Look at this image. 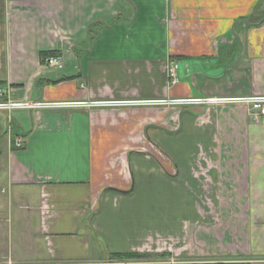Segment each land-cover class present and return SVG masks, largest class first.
<instances>
[{
    "label": "crops",
    "instance_id": "crops-1",
    "mask_svg": "<svg viewBox=\"0 0 264 264\" xmlns=\"http://www.w3.org/2000/svg\"><path fill=\"white\" fill-rule=\"evenodd\" d=\"M0 11L14 31L0 87L58 105L13 110L21 132L0 111V264H264V118L155 103L264 96V0H3ZM47 52L71 64L47 69Z\"/></svg>",
    "mask_w": 264,
    "mask_h": 264
},
{
    "label": "built area",
    "instance_id": "built-area-1",
    "mask_svg": "<svg viewBox=\"0 0 264 264\" xmlns=\"http://www.w3.org/2000/svg\"><path fill=\"white\" fill-rule=\"evenodd\" d=\"M45 68L54 69L57 71L63 70L65 68L64 59L62 56H50L46 59ZM179 62L171 61L168 68V77L172 85L179 83ZM9 89L2 86L0 87V111H13L20 109H34L40 107H51L58 106L56 104L46 105L41 103H28V102H14L8 99ZM155 103L165 104V105H192V106H210L218 104H234L247 108L251 115H253L254 120L259 122L260 119L264 118V96H249V97H238L231 99H211V98H197V99H176V100H167V101H157ZM146 104V103H141ZM91 107L94 106L92 103H87L86 105ZM24 147L23 139H16L14 142L15 149H21ZM91 264H128L122 260L108 259L106 261L91 263Z\"/></svg>",
    "mask_w": 264,
    "mask_h": 264
},
{
    "label": "rangeland",
    "instance_id": "rangeland-1",
    "mask_svg": "<svg viewBox=\"0 0 264 264\" xmlns=\"http://www.w3.org/2000/svg\"><path fill=\"white\" fill-rule=\"evenodd\" d=\"M0 2H3V0H0ZM14 31H8L4 26L3 24L0 25V68L3 70L4 66H3V59L5 57V54H6V48H7V39L10 36H12ZM64 63H65V68L67 69L69 67V65L71 63L68 62V60L64 59ZM63 71V70H60V72ZM7 115L4 116L2 118V121H3V125L9 129V131L11 132L12 130L14 132H21L19 128H17V122L18 120L20 119V117H18L19 115V112L18 111H10V112H6ZM201 162H203L202 159H200ZM178 166L180 167V164L178 162ZM177 181L179 183H183L185 182L186 183V180L184 178V176L181 174ZM218 195L221 197V198H225L228 196L227 194V189H224V187L222 186L221 190L218 191ZM201 197L204 196L205 197V194L204 195H200Z\"/></svg>",
    "mask_w": 264,
    "mask_h": 264
},
{
    "label": "trees",
    "instance_id": "trees-1",
    "mask_svg": "<svg viewBox=\"0 0 264 264\" xmlns=\"http://www.w3.org/2000/svg\"><path fill=\"white\" fill-rule=\"evenodd\" d=\"M1 12V11H0ZM2 13H0V19L2 18ZM57 55H59V52H47V53H43L42 55H41V57H42V60H44L45 61V59L46 58H48V57H50V56H57ZM43 61V62H44ZM1 85H4L5 83H0ZM14 142H15V138H14V140H13V145H14Z\"/></svg>",
    "mask_w": 264,
    "mask_h": 264
}]
</instances>
